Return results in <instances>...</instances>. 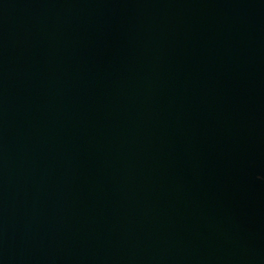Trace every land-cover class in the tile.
<instances>
[{
    "label": "water",
    "instance_id": "95a60500",
    "mask_svg": "<svg viewBox=\"0 0 264 264\" xmlns=\"http://www.w3.org/2000/svg\"><path fill=\"white\" fill-rule=\"evenodd\" d=\"M0 264H264V0H0Z\"/></svg>",
    "mask_w": 264,
    "mask_h": 264
}]
</instances>
